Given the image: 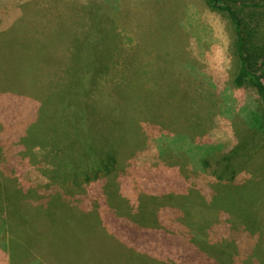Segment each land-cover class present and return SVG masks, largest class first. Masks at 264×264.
I'll list each match as a JSON object with an SVG mask.
<instances>
[{
  "label": "rangeland",
  "instance_id": "374dc122",
  "mask_svg": "<svg viewBox=\"0 0 264 264\" xmlns=\"http://www.w3.org/2000/svg\"><path fill=\"white\" fill-rule=\"evenodd\" d=\"M3 1L8 9L20 11L4 23L0 17V46L8 45L10 35L5 34L12 33L13 28L12 37L21 44V52L48 42L58 28L65 30H58L60 33L69 35L74 33L77 24L80 33L83 30L80 24L92 13L97 20L101 15L108 18L109 26L116 33L117 47L112 70L93 87L83 84L84 88H91V92L82 102L72 98L71 95H76L72 88L66 92L76 74L71 69L75 59L68 44H56L55 55L63 59L62 63L41 64L43 71L34 80L19 81L13 74V66L4 62L5 55H0V81L8 79L9 86L17 91L0 92V211L6 207L4 194L14 190L12 210L5 208L3 213L7 214L4 215L0 212V264H147L142 251L134 259L131 249L134 244L118 247L121 238L111 221L103 217L107 211L103 203L100 208L95 205V212L88 215L84 223H76L61 233L44 229L35 232L25 225L15 189L24 183L31 187L39 185L46 171L52 168L53 156L49 150L58 140L54 138L61 134V111L56 106L60 105L62 97H65L64 103L70 104L66 107L69 109L85 110V102L93 99L109 104L118 115L127 111L114 87L131 84L137 100L128 116L137 117L131 129L138 131L141 138L126 132L125 139L118 144L120 164L135 160L141 171L146 166L157 167L155 162L162 159L159 150L174 147L172 141L177 137L180 150L172 151L171 156L165 154L167 159L161 160L160 167L164 176L170 178L191 177L190 161L199 160L203 153V148L199 147L214 143L228 153L232 166L242 175L241 181L251 190V198L259 191L254 183L264 189V133L252 132L246 122L250 102L260 101V98L251 88H239L233 83L238 61L232 49V24L226 14L212 8L208 0H0ZM23 15H28L26 22ZM69 16L74 20H69ZM62 20L65 23L61 26ZM22 22L27 25H20ZM88 22H85V31L91 26ZM135 68H141L144 73L139 72L137 77ZM44 97H49V101L40 113L39 105ZM142 109L144 111H140ZM193 119L195 123L200 121L204 132L180 139L184 137L180 133H187ZM23 133L33 140L47 136V140H42L46 150L38 141L21 144L19 136ZM239 138L246 144L256 140L255 148L239 147ZM19 150L27 164L20 167L25 172H4V164L13 162L10 154ZM135 152L145 153L136 158ZM215 168L213 162V166L204 171L212 175ZM67 182L66 189H75L70 184L72 180ZM118 183L122 185L121 180ZM163 184L168 183L165 180ZM42 185L40 183L39 187ZM124 188L126 194L129 187ZM124 198L130 205L131 199H137L131 190ZM156 199L153 196L150 201ZM87 202L92 206L94 197ZM246 213H251V220L255 215L264 223V202L256 200ZM227 217L225 220L229 223ZM261 240L262 248L264 238ZM249 264H256L254 258Z\"/></svg>",
  "mask_w": 264,
  "mask_h": 264
},
{
  "label": "trees",
  "instance_id": "16d2710c",
  "mask_svg": "<svg viewBox=\"0 0 264 264\" xmlns=\"http://www.w3.org/2000/svg\"><path fill=\"white\" fill-rule=\"evenodd\" d=\"M5 4V1L0 2L3 23L20 11L15 8L10 10ZM208 4L225 13L232 24V49L238 61L233 83L239 88L249 87L258 93L260 101L250 102L246 122L252 132L264 133V0H208ZM92 15L96 16L91 13V17L80 24L83 28L80 33L77 24L74 33L69 35L60 33L58 30H65L58 28L48 42L26 52L20 51L21 44L12 37L15 32L13 28L12 33L5 34L10 35V41L6 47L0 46V55H5L4 62L13 66V74L19 81L34 80L43 71L41 64L62 63L63 59L55 55L56 44H68V49H73L75 64L71 69L76 74L66 92L72 88L76 94L71 95L72 98L82 102L83 97L89 96L91 92L89 87L100 83L99 79L112 70L111 63L117 47L116 33L109 26L108 18L97 14L101 15L100 20H97ZM23 16L26 22L28 15ZM68 19L73 21L74 17L69 16ZM87 21L91 26L85 31ZM64 23L62 20L61 26ZM20 25L27 24L22 22ZM134 71L137 77L139 72L144 73L141 68H135ZM83 84L89 87L84 88ZM0 87V92L6 94L17 92L9 86L8 79L1 80ZM114 88L123 98V107L127 112L117 115L115 109L109 108V104L93 99L85 102V110L77 111L66 108L70 104L64 103L65 97L61 98L60 105L56 106L61 111V134L54 138L58 140L49 150L53 156L52 168L38 182L39 185L43 184L41 187L24 183L15 189L25 225L34 228L35 232L44 229L61 233L76 223H84L86 217L95 212V205L100 208L103 203L107 206L103 217L111 221L122 239L120 242L123 241L119 242L118 247L134 244L131 248L134 259L142 251L147 264H249L251 258L256 264H264V247L260 245L264 238V223H260L255 215L251 220V213H246L256 200L264 202V189L260 188V184L254 183L259 191L253 193L254 197L251 198V190L241 181L242 175L239 176L232 166L228 153L221 151V146L214 143L205 146L207 148L199 147L203 148V153L199 160L192 158L194 161H190L191 177L186 175L178 179L164 176L161 160L166 161L165 154L171 156L172 151L180 150L177 149V137L172 141L175 148L158 147L162 159L155 162L157 167L146 166L141 171L135 160L120 164L118 144L125 139L126 132L135 138L141 137L138 131L131 129L137 117L128 116L137 100L136 90L131 84ZM48 98L44 97L40 102V113L47 106ZM201 131L202 124L199 120L195 123L193 119L187 133L181 131L184 137L180 139L204 132ZM46 137L33 140L23 133L19 141L21 144L38 141L46 150L42 144L43 139L47 140ZM242 140H238L239 147L255 148L256 140L250 144ZM142 153L145 152L135 155L136 158ZM10 155L13 162L4 164L2 170L8 174L24 173L20 167L27 164L20 150ZM212 161L217 168L211 174L216 175V178L204 171L213 166ZM69 180H72L70 184L75 189L65 188ZM120 180L121 186L118 183ZM165 180L168 184H163ZM124 187H129L126 194L131 190L137 197L136 200L131 199V205L124 198ZM2 191L5 193L4 189ZM11 195L14 197V190L4 194L6 207L3 206L0 212H5V208L12 210ZM153 196L157 197L155 202L150 201ZM90 197H94L92 206L87 202ZM257 227H260V231L256 232ZM17 246H20L19 242ZM6 257L9 259L8 255Z\"/></svg>",
  "mask_w": 264,
  "mask_h": 264
}]
</instances>
